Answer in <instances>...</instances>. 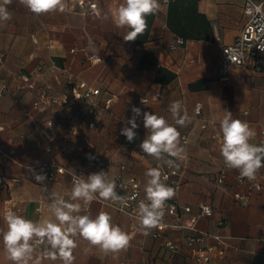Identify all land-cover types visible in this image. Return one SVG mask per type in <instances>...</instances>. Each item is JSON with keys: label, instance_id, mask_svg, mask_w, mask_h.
<instances>
[{"label": "crops", "instance_id": "obj_1", "mask_svg": "<svg viewBox=\"0 0 264 264\" xmlns=\"http://www.w3.org/2000/svg\"><path fill=\"white\" fill-rule=\"evenodd\" d=\"M93 1L98 3L96 15L83 17L76 12V0H66L64 12L39 15L20 0H12L7 5L11 19L0 21V90L6 86L0 98V176L6 178L0 188V264H13L3 242L8 227L5 215L11 211L33 222L56 221L50 205L59 198L80 203L81 211L74 215L94 219L107 212L112 223L132 237L126 248L105 252L77 234L72 264H195L192 250L183 246L192 231L166 233L182 246L179 254L172 255L154 240L155 227L145 229L98 193L85 204L72 199L74 185L67 176L55 182L35 179L33 167L42 161L57 159L87 172L95 164H108L111 181L134 174L146 199V172L155 167L137 153L148 135L144 112L164 117L180 136L189 137L187 146L180 144L187 159L175 199L180 208L190 206L192 213L181 214L180 222L189 225L199 205H209L213 216L199 219L195 228L223 238L225 254L214 264H264V167L256 174L262 189L250 192L246 206L237 204L234 193L246 194L247 189L236 186V169L227 172L223 186L217 185L224 166L222 143L211 140L212 134L221 133L220 120L227 110L255 131L250 143L264 146V67L259 73L238 67L227 75L220 73L222 49L234 44L245 23V0H171L173 6L170 0H160V11L147 17L146 30L133 41L125 40L130 29L116 27L113 19L123 0ZM181 24L200 38L179 36L174 28L181 29ZM179 39L184 43L179 45ZM92 55L99 61H91ZM70 81L100 90L95 128L89 127L92 119L81 101L70 97L50 106L42 98L43 94L69 96ZM28 82L34 83L33 90L20 88ZM36 101L42 102L39 108ZM174 101L182 105L176 118L170 112ZM197 103L202 104L200 116L195 114ZM133 107L141 115L135 121L137 135L128 142L121 130L130 127ZM185 114L189 117L185 125L176 124ZM49 120L61 126L48 127ZM203 121L211 122L205 130ZM11 152L13 159L8 157ZM32 245L29 264H63L58 252L56 259L51 258L54 250L46 239L37 238Z\"/></svg>", "mask_w": 264, "mask_h": 264}, {"label": "clouds", "instance_id": "obj_2", "mask_svg": "<svg viewBox=\"0 0 264 264\" xmlns=\"http://www.w3.org/2000/svg\"><path fill=\"white\" fill-rule=\"evenodd\" d=\"M11 2L12 0H3V3H0V21L11 19L7 8ZM20 2L36 15L54 11L64 12L67 8L66 0H20ZM160 9V0H123L116 9L114 23L118 28L130 29L125 40L133 41L146 30L147 17L158 13ZM181 107L180 101H174L170 105V112L174 118L180 116ZM131 111L133 115L127 121L130 127L121 130V135L128 142H132L137 135L135 130L138 125L135 121L141 115L139 108L133 107ZM224 113L220 120L221 156L228 167L239 171L241 177L254 180L258 170L264 167V146L250 143L255 131L248 122L233 119V114L227 110ZM188 120L189 117L185 114L176 119V124L183 126ZM143 126L148 132L140 144L143 153L156 159L164 158L165 154L178 160L187 159L186 150L180 145L179 131L164 117L144 112ZM167 163L170 167L175 166L173 159H169ZM146 176L148 180L145 193L148 202L139 203L138 215L141 225L145 229H150L161 223L165 215L166 202L174 196L175 190L164 183L167 177L162 179V172L158 168L149 169ZM35 179L43 181L44 177L36 175ZM115 187V182L108 178V174L100 171L86 178L78 176L71 195L74 201L82 200L85 204H90L98 193L103 199L118 201L126 207V198L119 196ZM50 210L56 221L33 222L11 211L5 215L8 227L2 234L3 242L8 258L13 264H29L34 253L32 242L37 238L46 239L54 250L49 253L51 258L56 259L58 252L63 264H72L74 260L72 253L77 245L73 237L77 234L105 252L124 249L132 239L127 232L112 223V217L107 212H100L94 219L89 215H74L81 211L80 203H69L63 198L54 199Z\"/></svg>", "mask_w": 264, "mask_h": 264}, {"label": "built area", "instance_id": "obj_3", "mask_svg": "<svg viewBox=\"0 0 264 264\" xmlns=\"http://www.w3.org/2000/svg\"><path fill=\"white\" fill-rule=\"evenodd\" d=\"M165 3L168 0H163ZM244 16L245 23L241 29L238 37L236 38L233 45L225 46L221 53V65L220 73L227 75L232 67H238L246 71H252L259 73L264 67V0H245L244 6ZM98 11V3L93 0H76V12L83 17L96 15ZM179 45L183 44V40L179 39L177 42ZM228 53V54H227ZM229 55V56H228ZM91 61H99L94 55L90 56ZM3 62V58L0 55V64ZM21 78V77H20ZM71 84L70 95H62L60 97H53L48 95H42V98L48 99L50 106H58L63 103L68 102V100L81 101L85 105L86 115L89 116L92 121L89 123L90 128H95L97 123L98 113L100 112V107L96 103V98L100 95L99 89H93L89 87L86 83H74ZM35 87L33 82L24 83L21 85V89L33 90ZM6 90L4 86L0 90V98ZM157 97H160L157 95ZM42 100V99H41ZM148 100L143 99L146 103ZM110 100L106 102V106H109ZM42 104L41 101H36L35 108H39ZM202 112V104L197 103L195 107V114L200 116ZM247 115L248 112H244ZM94 119V120H93ZM211 122L203 121L201 124L202 129H206ZM60 127L61 125L54 120H49L47 122L48 127ZM211 140L213 142L222 143V133L212 134ZM189 143V137L187 134H182L180 136V144L182 146H187ZM138 157L142 159H149L152 161V165L158 168L162 172L163 177H167L164 180L168 186L175 190L174 196L166 202L165 215L162 218L160 224L155 227V232L153 238L155 241L160 242L172 255L179 254L181 252L182 246L175 243L167 237L168 232L171 231H181L190 230L192 233L184 238L183 246L187 249L192 250L194 256L193 261L195 264H214L217 258L223 257L225 254L226 244L220 236L212 235L206 232L198 231L195 225L199 219L210 218L213 216V209L209 205H199V213L190 218V224L184 225L180 222L181 214H191L192 208L190 206H185L180 208L177 204L175 196L180 188V178L182 171L184 169L186 160H178L176 158L167 157L165 154L164 158L156 159L143 153L141 148L137 150ZM14 152H11L8 157L12 158ZM13 159V158H12ZM169 159L175 160V166L170 167L167 163ZM95 169L92 171H85L83 168H74L67 166L57 159L47 162H38L33 167L37 175H42L44 180L48 182H55L59 180L61 176H67L72 185L78 176H84L85 178L93 173H98L100 171L108 174L110 165L108 164H95ZM93 166V167H94ZM232 170L228 167L225 162L223 169L221 170L217 185L223 186L227 172ZM123 171V170H122ZM6 178L0 176V188L5 186ZM235 184L238 187H244L247 189L246 194H241L238 192L234 193V199L237 204L241 206H246L248 203L249 195L252 190H261L262 186L257 182V179L249 180L247 178L241 177L237 174L235 177ZM115 191L119 196L125 197L127 201V206L125 207L118 201L109 200L108 205L114 209L128 215L130 218L139 220V203L144 201L147 203V199L143 198L141 184L139 179L132 173L128 174L126 178L122 175H118L115 179ZM97 195V194H96ZM222 226L223 222H219ZM211 241H214L212 243Z\"/></svg>", "mask_w": 264, "mask_h": 264}, {"label": "trees", "instance_id": "obj_4", "mask_svg": "<svg viewBox=\"0 0 264 264\" xmlns=\"http://www.w3.org/2000/svg\"><path fill=\"white\" fill-rule=\"evenodd\" d=\"M173 5H175V4L171 3V0H170V6H173ZM185 10H186V8H185ZM182 12L183 11H181L179 13H181V15H182ZM174 30L177 32V34H179V36L183 37L184 39H190V38H197L198 39V38H200L199 36L193 35V33H191L192 31H189L188 29H186V27L183 26L182 24H181V29L174 28Z\"/></svg>", "mask_w": 264, "mask_h": 264}]
</instances>
